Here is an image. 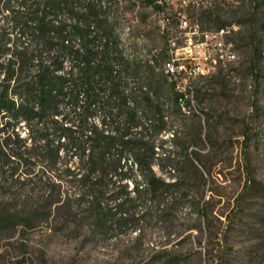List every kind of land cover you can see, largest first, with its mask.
Wrapping results in <instances>:
<instances>
[{
  "label": "trees",
  "instance_id": "16d2710c",
  "mask_svg": "<svg viewBox=\"0 0 264 264\" xmlns=\"http://www.w3.org/2000/svg\"><path fill=\"white\" fill-rule=\"evenodd\" d=\"M165 2L0 0V222L21 216L33 227L52 217L112 237L183 208L207 216L206 171L179 131L190 88L168 26L180 12ZM140 4L162 15V45L137 23ZM253 36L255 96L264 51ZM250 112L259 119L264 106L253 101ZM241 136L247 158V120ZM245 174L233 213L248 192L264 190L247 165ZM15 196L30 203L4 201Z\"/></svg>",
  "mask_w": 264,
  "mask_h": 264
},
{
  "label": "rangeland",
  "instance_id": "374dc122",
  "mask_svg": "<svg viewBox=\"0 0 264 264\" xmlns=\"http://www.w3.org/2000/svg\"><path fill=\"white\" fill-rule=\"evenodd\" d=\"M165 6L169 14L180 12L179 21L168 26V44L190 88L191 111L183 109L179 131L206 171L207 216L198 219L183 208L147 220L141 231L112 237L63 226L52 217L24 227L18 216L0 222V264H264V190H251L231 212L245 165L264 186V115L258 119L250 112L253 101L264 106V52L252 95L253 35L264 51V0H166ZM133 14L153 38L151 45H162V15L141 4ZM245 120L253 133L247 158L240 145ZM4 201L16 209L30 203L22 196Z\"/></svg>",
  "mask_w": 264,
  "mask_h": 264
},
{
  "label": "built area",
  "instance_id": "2783aa9c",
  "mask_svg": "<svg viewBox=\"0 0 264 264\" xmlns=\"http://www.w3.org/2000/svg\"><path fill=\"white\" fill-rule=\"evenodd\" d=\"M159 1H161V0H159ZM185 23V22H184Z\"/></svg>",
  "mask_w": 264,
  "mask_h": 264
}]
</instances>
